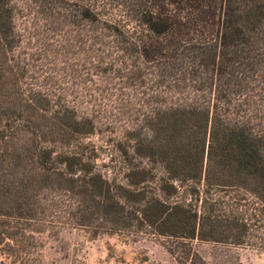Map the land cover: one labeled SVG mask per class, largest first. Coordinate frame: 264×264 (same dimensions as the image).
Masks as SVG:
<instances>
[{
	"label": "trees",
	"instance_id": "1",
	"mask_svg": "<svg viewBox=\"0 0 264 264\" xmlns=\"http://www.w3.org/2000/svg\"><path fill=\"white\" fill-rule=\"evenodd\" d=\"M66 230L264 252V0H0V264Z\"/></svg>",
	"mask_w": 264,
	"mask_h": 264
},
{
	"label": "rangeland",
	"instance_id": "2",
	"mask_svg": "<svg viewBox=\"0 0 264 264\" xmlns=\"http://www.w3.org/2000/svg\"><path fill=\"white\" fill-rule=\"evenodd\" d=\"M41 242L39 257L28 264H178L152 238L133 243L116 235L66 230L55 237L44 234ZM192 248L207 264H264V252L247 247L194 242Z\"/></svg>",
	"mask_w": 264,
	"mask_h": 264
}]
</instances>
